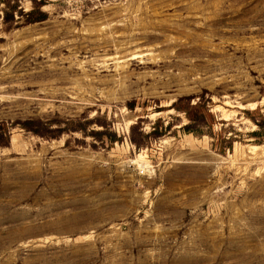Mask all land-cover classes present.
<instances>
[{
  "label": "rangeland",
  "instance_id": "374dc122",
  "mask_svg": "<svg viewBox=\"0 0 264 264\" xmlns=\"http://www.w3.org/2000/svg\"><path fill=\"white\" fill-rule=\"evenodd\" d=\"M6 1L47 18L0 3V264H264V0Z\"/></svg>",
  "mask_w": 264,
  "mask_h": 264
},
{
  "label": "trees",
  "instance_id": "16d2710c",
  "mask_svg": "<svg viewBox=\"0 0 264 264\" xmlns=\"http://www.w3.org/2000/svg\"><path fill=\"white\" fill-rule=\"evenodd\" d=\"M0 3H4V14H3V22L5 24L8 23H16L17 19L16 14L18 16L22 17V15L25 16L24 23H33L36 21L45 20L47 18V14L44 11H41L38 7L32 8L30 11L26 13H22L20 10L19 5L15 2L14 4H10L9 1L6 0H0ZM17 26V24H16ZM204 92H206L204 90ZM195 96H183L178 98L171 106L178 110L183 112L188 122L185 123L183 126L180 127L184 132L186 133H192L196 136H202L204 134L212 135L211 128H206L209 125L207 124L206 119V112H208L207 107V101L209 99H204L203 97H200L196 102H192V99H194ZM206 100V102H205ZM244 113H248V111L244 110ZM256 124L258 129L250 132L249 134L254 137H259L264 134V118L261 120L252 119ZM21 128L32 132L33 134L39 135L41 137H48L53 138L56 137L62 133L63 131H75V130H81L80 124H75L73 121L68 120L66 121L65 127H58L55 129L48 128L51 121H42L40 119H26L23 121L16 122ZM11 125H8L5 121L0 122V145L7 146L9 144L10 139V133H9V127ZM168 126L164 127V130L167 129ZM55 132V133H52ZM150 134H156V136L164 134L162 131H158L156 127L153 126V130L150 132ZM116 138L110 139V141H116ZM235 137L233 135H227L222 137L218 141V148L221 152H225L232 150L233 148V141H235ZM260 143L259 141H256Z\"/></svg>",
  "mask_w": 264,
  "mask_h": 264
},
{
  "label": "bare ground",
  "instance_id": "6f19581e",
  "mask_svg": "<svg viewBox=\"0 0 264 264\" xmlns=\"http://www.w3.org/2000/svg\"><path fill=\"white\" fill-rule=\"evenodd\" d=\"M254 149H256V148H254Z\"/></svg>",
  "mask_w": 264,
  "mask_h": 264
}]
</instances>
